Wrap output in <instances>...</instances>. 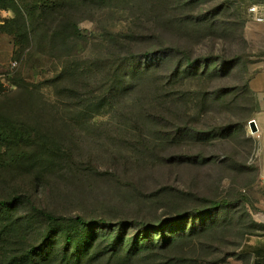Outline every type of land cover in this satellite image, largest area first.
<instances>
[{
    "label": "rangeland",
    "instance_id": "rangeland-1",
    "mask_svg": "<svg viewBox=\"0 0 264 264\" xmlns=\"http://www.w3.org/2000/svg\"><path fill=\"white\" fill-rule=\"evenodd\" d=\"M263 64L264 0H0V262L250 264Z\"/></svg>",
    "mask_w": 264,
    "mask_h": 264
},
{
    "label": "trees",
    "instance_id": "trees-1",
    "mask_svg": "<svg viewBox=\"0 0 264 264\" xmlns=\"http://www.w3.org/2000/svg\"><path fill=\"white\" fill-rule=\"evenodd\" d=\"M169 49H170L169 47L166 49H162V51H161L162 55H166V52H168ZM184 56L187 59L189 58V55L187 53H185ZM16 201H17L16 197H13L10 199L0 198V211L12 208L15 205ZM194 201H195V203H198V204H201V203L206 204V200H204V199L200 200L198 198H195ZM208 202L211 206L218 208L221 205H225L227 203V200H214V199H212V200H208ZM196 206L194 207L193 210H198L197 209L198 207H196ZM39 213L45 219H47L49 221V223H53L60 218L57 215H54L50 212H46L42 209L39 210ZM77 221L81 225H89V224H93L94 222H97V221H103V219H92V218L91 219H85L82 217H78ZM167 223H169V224L171 223L172 226H174V228H175L178 221L177 220H171V221H168ZM157 227H159V226H155L154 228H157ZM158 230H160V229L158 228ZM184 230H185V227H180L179 228L180 233H178V234L181 235L182 233H184ZM159 232L161 234L163 233L162 230H160ZM163 235H164V233H163ZM50 237H51L50 230H48V233L41 239L40 242H38L34 245H31L27 249H24L23 255H21V257H19L17 259L12 260V264L14 261H17L18 259H19L18 261L24 262V264H43V262L45 260V257H43V253L46 251V248L48 247V240L50 239ZM261 252L264 253V249H256V251H253V253L250 250L245 251V253L249 254L250 258L251 257L253 258V259L252 258L250 259V264H264V256H261L262 255ZM0 264H2V263L0 262ZM3 264H11V263H3Z\"/></svg>",
    "mask_w": 264,
    "mask_h": 264
},
{
    "label": "crops",
    "instance_id": "crops-1",
    "mask_svg": "<svg viewBox=\"0 0 264 264\" xmlns=\"http://www.w3.org/2000/svg\"><path fill=\"white\" fill-rule=\"evenodd\" d=\"M248 83L249 89L254 95L255 108L250 120L253 119L255 121L256 132L253 134L258 145V171L259 178L264 184V64L252 74ZM256 249H264V244L248 245V250L252 253ZM261 254V256H264V253L261 252Z\"/></svg>",
    "mask_w": 264,
    "mask_h": 264
},
{
    "label": "water",
    "instance_id": "water-1",
    "mask_svg": "<svg viewBox=\"0 0 264 264\" xmlns=\"http://www.w3.org/2000/svg\"><path fill=\"white\" fill-rule=\"evenodd\" d=\"M249 127L251 128L252 131L256 130L255 121L253 119L249 121Z\"/></svg>",
    "mask_w": 264,
    "mask_h": 264
},
{
    "label": "built area",
    "instance_id": "built-area-1",
    "mask_svg": "<svg viewBox=\"0 0 264 264\" xmlns=\"http://www.w3.org/2000/svg\"><path fill=\"white\" fill-rule=\"evenodd\" d=\"M253 133H255L256 132V130L255 131H252Z\"/></svg>",
    "mask_w": 264,
    "mask_h": 264
}]
</instances>
